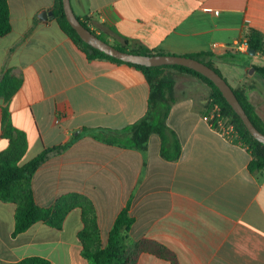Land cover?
Segmentation results:
<instances>
[{
    "label": "crops",
    "instance_id": "crops-1",
    "mask_svg": "<svg viewBox=\"0 0 264 264\" xmlns=\"http://www.w3.org/2000/svg\"><path fill=\"white\" fill-rule=\"evenodd\" d=\"M11 30L0 36V79L21 80L2 109L25 132L24 164L44 148L73 139L51 153L32 177L37 205L48 207L67 193L87 196L97 214L101 244L120 210L129 205L133 241L168 248L167 259L150 251L136 264H264V169H248L251 154L223 137L205 119L209 87L177 71L176 101L166 124L181 144L177 160L161 155V139L149 136L145 153L101 141L99 129L124 130L147 111L150 86L143 72L125 62L88 60L62 30L55 0H7ZM76 16L108 43L144 46L172 54L207 52L227 82L243 87L264 121V78L250 54L236 43L252 28L264 40V0H70ZM167 74V71H165ZM170 76V74H167ZM22 160V159H21ZM16 204L0 199V264L29 256L51 264H89L81 255V210L72 209L60 228L37 221L13 236Z\"/></svg>",
    "mask_w": 264,
    "mask_h": 264
},
{
    "label": "trees",
    "instance_id": "trees-1",
    "mask_svg": "<svg viewBox=\"0 0 264 264\" xmlns=\"http://www.w3.org/2000/svg\"><path fill=\"white\" fill-rule=\"evenodd\" d=\"M53 14L62 30L85 53L88 60L109 59L116 62H124L84 42L67 21L61 0H55ZM78 18L85 27L89 28L84 20L80 17ZM10 30L8 1L0 0V36L6 35ZM98 36L104 40V37ZM244 36L248 49L254 50L255 53H264V40L259 31L248 28ZM114 46L123 51L140 54H172L162 50H151L144 46L129 47L126 43L115 44ZM184 55L195 58L212 67L224 78L213 62L206 59L210 55L209 53L196 52ZM125 63L139 68L149 83L150 92L147 100V111L142 118L129 125L126 129H99L94 135L95 138L109 144L133 148L145 153L149 136L152 133H156L161 139V155L167 160H177L181 152V144L175 132L166 124L170 107L176 101V97L174 95L175 80L167 75L165 71L174 69L200 79L209 87L210 91L206 99V109L203 115H209L212 111V105L217 104L220 114L229 116L234 125L235 134L231 141L244 146L251 154L248 169L251 172L264 169V144L249 133L241 118L209 78L182 65L144 66L130 62ZM253 68L264 78V65H253ZM20 84L21 80L19 78L9 74L5 75L0 79V96L8 100L19 88ZM232 89L252 123L259 131L264 133V121L249 101L245 89L243 87H232ZM213 122H215V119H213ZM1 130L2 136L8 141V146L0 151V199L16 204L13 236L25 231L37 221H44L54 228H60L66 215L72 209L78 207L81 210L83 222V227L78 232V238L82 246L81 255L87 259L89 264H136L138 255L142 251H150L167 259L172 257L168 248L161 244L145 240L135 242L131 239L129 232L134 219L129 213L130 201L117 214L108 233L107 243L104 246L101 244L95 207L87 196L71 192L59 196L48 207H41L36 204L32 189L33 174L51 153L65 150L77 136L64 144L44 148L29 161L20 164L27 149V137L24 131L17 129L13 125L9 110L6 107L2 109ZM6 264L51 263L48 259L39 256H29Z\"/></svg>",
    "mask_w": 264,
    "mask_h": 264
},
{
    "label": "water",
    "instance_id": "water-1",
    "mask_svg": "<svg viewBox=\"0 0 264 264\" xmlns=\"http://www.w3.org/2000/svg\"><path fill=\"white\" fill-rule=\"evenodd\" d=\"M61 1L64 15L67 21L76 30L81 39L92 47L104 52L105 54L124 62H130L144 66L182 65L191 68L209 78L218 87L226 101L231 105L233 110L241 118L249 133L259 142L264 144V133H262L255 127V125L252 123L247 113L245 112L244 108L242 107L241 103L239 102L232 87L215 69L195 58L185 55L167 53L140 54L120 50L116 46L101 39L93 31L84 26L81 23L80 19L75 15L70 0ZM49 15L52 16L53 11L43 9L39 13L38 17L39 19H47ZM248 52L250 54L255 53L252 49H248ZM252 70H254V68H252Z\"/></svg>",
    "mask_w": 264,
    "mask_h": 264
},
{
    "label": "built area",
    "instance_id": "built-area-1",
    "mask_svg": "<svg viewBox=\"0 0 264 264\" xmlns=\"http://www.w3.org/2000/svg\"><path fill=\"white\" fill-rule=\"evenodd\" d=\"M238 49L248 50L246 41L236 43ZM205 119L215 128L223 137L231 140L235 134V128L229 116L221 115L217 104L212 105V111L209 115H204ZM215 119V122H213Z\"/></svg>",
    "mask_w": 264,
    "mask_h": 264
},
{
    "label": "rangeland",
    "instance_id": "rangeland-1",
    "mask_svg": "<svg viewBox=\"0 0 264 264\" xmlns=\"http://www.w3.org/2000/svg\"><path fill=\"white\" fill-rule=\"evenodd\" d=\"M166 71H167V74H170V76H172V77H176V75L178 74L177 71L174 69H167ZM175 82L177 85L184 83L182 79H180V80L176 79ZM21 161H23V158Z\"/></svg>",
    "mask_w": 264,
    "mask_h": 264
}]
</instances>
